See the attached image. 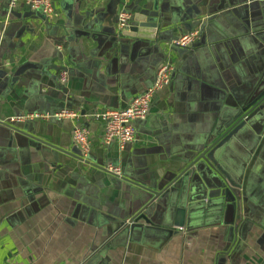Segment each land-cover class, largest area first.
<instances>
[{
	"label": "crops",
	"instance_id": "crops-1",
	"mask_svg": "<svg viewBox=\"0 0 264 264\" xmlns=\"http://www.w3.org/2000/svg\"><path fill=\"white\" fill-rule=\"evenodd\" d=\"M137 1L53 0L46 17L0 0V122L79 115L0 125V264H264V109L196 163L264 96V0H159L154 40H114ZM164 64L173 81L135 142L104 144L94 116L127 108Z\"/></svg>",
	"mask_w": 264,
	"mask_h": 264
},
{
	"label": "built area",
	"instance_id": "built-area-1",
	"mask_svg": "<svg viewBox=\"0 0 264 264\" xmlns=\"http://www.w3.org/2000/svg\"><path fill=\"white\" fill-rule=\"evenodd\" d=\"M19 1L24 2L28 8L34 13H40L46 17L54 14L53 0H9V10L12 11ZM131 15L122 13L118 19L119 30L128 28L131 22ZM199 38V32L194 31L183 35L181 38L173 42V46L180 49H190L194 46ZM176 69L171 64H164L157 70L155 83L145 92L135 97L130 105L122 110H106L103 113L94 116L96 121L104 124L105 134L103 137L104 144L109 145L116 142L121 149L135 142L137 121H144L153 102L154 95L171 85ZM62 82L65 81V73L61 76ZM76 112L62 110L53 115H27L21 117H13L4 121V123L15 126L19 123H27L35 120L49 121L52 119L58 121H66L70 119H78ZM90 131L87 127H76L72 133L73 144L81 153L83 159H86L90 152ZM108 172L114 175H121L119 168L109 167Z\"/></svg>",
	"mask_w": 264,
	"mask_h": 264
},
{
	"label": "water",
	"instance_id": "water-1",
	"mask_svg": "<svg viewBox=\"0 0 264 264\" xmlns=\"http://www.w3.org/2000/svg\"><path fill=\"white\" fill-rule=\"evenodd\" d=\"M132 10H134L136 13L133 15V19L129 23L128 28L124 30H119L116 33L114 40L121 38H131L135 40H154L155 38L154 35L159 26V16H158L160 12L159 0H138L135 3ZM5 13H7V11H5ZM263 109H264V96L261 97L258 101L252 103V105L248 106L246 108V111L242 113V116L239 117L233 124H231L226 129L225 132L219 135L218 139H216L207 148V150L199 157L196 163L200 161H205L213 164L211 153L214 152V149H216L221 143L229 141L230 138L234 136L239 129L243 128L246 125V122L250 118L260 113ZM0 125H5L7 127H10L11 129H13L14 127L3 122H0ZM55 150L62 152L58 148H55ZM71 157L81 160L83 159L81 153H76L75 155L71 154ZM196 163L191 167H189L185 172H183L182 175L179 176L176 182H181V180L191 176L192 174L191 169L194 166H196ZM223 190H225L224 193H222ZM151 194L154 196L155 199H157L160 196H162L163 193L162 191L160 192L152 191ZM220 194L223 197L231 198L232 201L234 199V196L232 195L231 191L226 190V185L222 186ZM215 196L220 197V195L218 194ZM139 218L146 219L147 216L143 214V212H140L136 217H134L131 220V222L137 221Z\"/></svg>",
	"mask_w": 264,
	"mask_h": 264
}]
</instances>
